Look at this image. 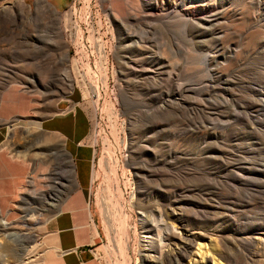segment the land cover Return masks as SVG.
Here are the masks:
<instances>
[{"label":"rangeland","instance_id":"374dc122","mask_svg":"<svg viewBox=\"0 0 264 264\" xmlns=\"http://www.w3.org/2000/svg\"><path fill=\"white\" fill-rule=\"evenodd\" d=\"M159 1L0 0V108L9 88L29 101L4 142L11 157L24 153L27 176L8 207L0 199V264L41 263L59 196L42 192L38 105L69 89L96 148L90 196L105 264H157L146 239L157 229L141 213L158 210L202 234L183 264L214 263L200 243L233 264H264V0ZM35 14L59 27L53 44Z\"/></svg>","mask_w":264,"mask_h":264},{"label":"crops","instance_id":"0c3cea01","mask_svg":"<svg viewBox=\"0 0 264 264\" xmlns=\"http://www.w3.org/2000/svg\"><path fill=\"white\" fill-rule=\"evenodd\" d=\"M50 1L60 9L68 3V0ZM24 97L13 88L4 92L0 111L6 122L0 123V144L13 134L14 111L28 107L29 101ZM81 100L78 91L69 89L51 104L38 105L37 127L48 137L39 146L38 158L45 166L39 173L44 174L48 183L42 192L50 197H56L57 193L59 196L46 227V247L40 264H105L100 256L90 196L96 148L86 138L89 120ZM8 150L7 143L0 147V199L5 207L19 195L26 175L24 153L13 158Z\"/></svg>","mask_w":264,"mask_h":264},{"label":"bare ground","instance_id":"6f19581e","mask_svg":"<svg viewBox=\"0 0 264 264\" xmlns=\"http://www.w3.org/2000/svg\"><path fill=\"white\" fill-rule=\"evenodd\" d=\"M189 3H190V6L196 7V5L201 4V1L200 0H189ZM20 4L24 5L23 0H21ZM160 4L161 3L159 0H154V6H160ZM107 12H110V9H108ZM28 13H31V15L34 14L32 12H29V11L27 12V14ZM65 14L68 15L67 12ZM188 14L191 16H195V14L193 12H188ZM35 15H36V17L39 18L40 24L44 30L52 29L54 31L53 36L50 39H47V41H45L47 43L53 44V41L56 40L53 37H55L57 35V33H59V27H51L50 26L49 28H47V26H48L47 21L44 18H40L39 15H37V14H35ZM17 17H18L17 14L12 16L13 19H16ZM23 21H24V19H23ZM37 23H39V22H37ZM49 34H50V32H49ZM41 38H43V36ZM98 44L101 45V43H98ZM64 55H66L65 52H64ZM63 71L64 72L62 73V78L65 79L66 81L70 80L71 74L68 71V68L65 67V70H63ZM58 203L59 202L55 203L54 206L57 207ZM106 206H108V205H105V207ZM105 210H107V209L105 208ZM106 213H108V212H106ZM171 213H175V211L171 210ZM141 215L146 218V219L143 218L142 222H144V220L146 221V223H147V221L153 222L155 225V228L157 229L156 237H154L153 234L146 236V239H147L149 245L153 248H156V250H157V256L152 255L151 259L154 262H156L157 264H183V261L186 259L188 253H190L189 249H191L192 243H194L198 239L197 236L202 235V234H200V233L197 235L188 234L184 231L179 230V227L176 226L175 224L165 222L164 215H166L167 217L170 215V213L167 212L166 210L165 211L158 210L157 214L151 213L149 215L142 212ZM34 219H36L34 215L30 214V216H29V214L26 213V215L22 218V221L24 223H28L29 221H33ZM8 222L9 221L5 217L0 218V223L2 226H6L8 224ZM144 224H145V222H144ZM13 235H14V237L18 238L20 241L28 238V235H26V233H24L22 231L18 232V233H14ZM259 244H260V241H258V245ZM206 247H207V244H201L200 243L199 248H198V252L201 254V257L203 259H206V258H208L209 260L212 259L214 262L213 264H233V259H230L229 254H226L225 251L223 249H221L217 244L209 243V247L207 249H206ZM37 263H39V262H37ZM192 264H193V262H192Z\"/></svg>","mask_w":264,"mask_h":264},{"label":"built area","instance_id":"2783aa9c","mask_svg":"<svg viewBox=\"0 0 264 264\" xmlns=\"http://www.w3.org/2000/svg\"><path fill=\"white\" fill-rule=\"evenodd\" d=\"M96 38L98 39L97 41H98L99 43H101V42H100V41H101V36H97ZM99 48H100V50H101V51H103V52H104V50H105L104 46H102V45H99ZM83 76H84V78H85V79H87V77H86V74H85V73H83ZM85 79H83V80H85ZM87 80H88V79H87ZM73 81H74V83H75V80H74V78H73Z\"/></svg>","mask_w":264,"mask_h":264}]
</instances>
